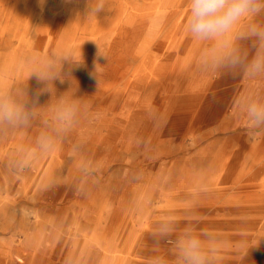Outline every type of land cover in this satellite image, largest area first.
I'll list each match as a JSON object with an SVG mask.
<instances>
[{"label":"bare ground","instance_id":"bare-ground-1","mask_svg":"<svg viewBox=\"0 0 264 264\" xmlns=\"http://www.w3.org/2000/svg\"><path fill=\"white\" fill-rule=\"evenodd\" d=\"M190 7L0 0V264H264V7Z\"/></svg>","mask_w":264,"mask_h":264},{"label":"clouds","instance_id":"clouds-1","mask_svg":"<svg viewBox=\"0 0 264 264\" xmlns=\"http://www.w3.org/2000/svg\"><path fill=\"white\" fill-rule=\"evenodd\" d=\"M262 7H264V0H191L189 28L193 35L200 38L222 35L245 16L259 13ZM101 10L102 6L96 3L89 6L86 12L97 14ZM256 34L262 35L258 32ZM262 38H264V35H262ZM101 57L106 59L98 46L97 61L94 62L95 67L99 64L98 60ZM82 63L81 53L80 60L76 62L77 67ZM232 63H239V60L234 59ZM251 70L253 72L264 71V62L260 60L253 61ZM90 75L96 77V72H92ZM38 79L40 78L38 77ZM249 114L257 123H264V109L252 106ZM18 115V112L11 105L0 103V119L12 120ZM198 247L199 242L193 239L189 241L185 249V256L190 264H202Z\"/></svg>","mask_w":264,"mask_h":264}]
</instances>
